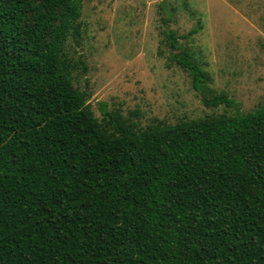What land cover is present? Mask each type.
<instances>
[{"label":"trees","instance_id":"trees-1","mask_svg":"<svg viewBox=\"0 0 264 264\" xmlns=\"http://www.w3.org/2000/svg\"><path fill=\"white\" fill-rule=\"evenodd\" d=\"M81 14L0 0V264H264V103L141 128L102 102L98 118L67 51ZM171 57L207 106L233 104L189 50Z\"/></svg>","mask_w":264,"mask_h":264},{"label":"rangeland","instance_id":"rangeland-1","mask_svg":"<svg viewBox=\"0 0 264 264\" xmlns=\"http://www.w3.org/2000/svg\"><path fill=\"white\" fill-rule=\"evenodd\" d=\"M82 35L67 51L74 82L141 128L209 115L247 113L264 103V0H80ZM197 27L189 37H181ZM179 48L169 43V32ZM189 50L231 106L204 103L172 55ZM80 60L82 63H80Z\"/></svg>","mask_w":264,"mask_h":264}]
</instances>
